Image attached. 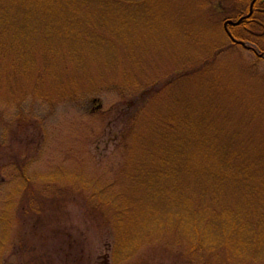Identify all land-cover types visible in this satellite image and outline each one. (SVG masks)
Wrapping results in <instances>:
<instances>
[{
    "label": "rangeland",
    "instance_id": "374dc122",
    "mask_svg": "<svg viewBox=\"0 0 264 264\" xmlns=\"http://www.w3.org/2000/svg\"><path fill=\"white\" fill-rule=\"evenodd\" d=\"M51 7L74 29L70 41L84 62L79 77L72 69L42 87L0 85V264H199L168 240L114 261L115 230L98 201L101 191L149 198L137 185L150 166L137 159L153 151L147 129L163 130L164 118H201L211 135L253 136L252 149L264 151V59L232 44L224 28L248 9L246 0H54ZM142 86L151 87L146 100L136 97ZM71 92L75 99L61 97ZM227 261L219 254L213 264H243Z\"/></svg>",
    "mask_w": 264,
    "mask_h": 264
},
{
    "label": "trees",
    "instance_id": "16d2710c",
    "mask_svg": "<svg viewBox=\"0 0 264 264\" xmlns=\"http://www.w3.org/2000/svg\"><path fill=\"white\" fill-rule=\"evenodd\" d=\"M53 1L0 0V85L6 81L15 92L18 84L42 87L66 80L72 69L81 76L84 50L70 41L74 29L64 27ZM246 13L249 8H242L236 20ZM231 33L264 52V0ZM145 90L151 87L139 88L136 97L146 100ZM61 97L75 99L76 94ZM161 120L163 130L160 125L147 129L153 151L137 159L150 166L141 170L137 185L149 198L101 191L98 206L111 216L115 230L112 259H130L145 242L168 240L185 245L186 259L194 263L213 264L219 254L243 264L264 261V151L252 149L255 138L211 135L210 122L186 114ZM235 196L241 201L230 204Z\"/></svg>",
    "mask_w": 264,
    "mask_h": 264
},
{
    "label": "water",
    "instance_id": "95a60500",
    "mask_svg": "<svg viewBox=\"0 0 264 264\" xmlns=\"http://www.w3.org/2000/svg\"><path fill=\"white\" fill-rule=\"evenodd\" d=\"M254 3H255V1L253 2V5H254ZM253 5H252V7H253ZM252 7H251V12H250V14L247 15L246 17H244V18H249V17L252 15ZM244 18L240 19V20L237 21V22H234V21H231V20H230V21H227V22L224 24V28H225V31H226V33L228 34L229 38L231 39V41H233L234 43H236V44H238V45H242V46H244V47L250 49V47H248L245 43H243V42H241V41H237L235 38H233L231 32L229 31V26H238V25L242 22V20H243ZM96 101H97V100H95V102H96Z\"/></svg>",
    "mask_w": 264,
    "mask_h": 264
},
{
    "label": "flooded vegetation",
    "instance_id": "af4514ba",
    "mask_svg": "<svg viewBox=\"0 0 264 264\" xmlns=\"http://www.w3.org/2000/svg\"><path fill=\"white\" fill-rule=\"evenodd\" d=\"M255 1L254 5H253V2ZM259 0H246V3L248 4V8L250 9L253 5V10H254V7L256 5V3L258 2Z\"/></svg>",
    "mask_w": 264,
    "mask_h": 264
}]
</instances>
